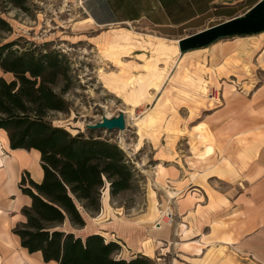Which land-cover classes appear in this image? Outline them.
I'll return each instance as SVG.
<instances>
[{"label":"rangeland","instance_id":"rangeland-1","mask_svg":"<svg viewBox=\"0 0 264 264\" xmlns=\"http://www.w3.org/2000/svg\"><path fill=\"white\" fill-rule=\"evenodd\" d=\"M24 8L0 0L2 16L13 29L7 39L20 38V47L25 41L45 45L60 53L69 67L68 90L63 95L68 111L53 112L49 120L72 135L91 133L117 144L137 173V188L113 200H107L105 186L100 211L92 216L83 213L88 227L131 221L153 230V225L162 220V212L168 211L170 219H163L170 221L172 234L162 250L148 255L153 249L149 241L143 250L145 255L133 254L121 239L113 237L121 248L120 257L130 260L142 255L150 264L225 262L214 252L202 255L198 251L201 245H183L198 240L195 235L203 231L194 230V225L187 223L188 213L178 210L185 207L181 200L191 194L189 183H203L205 175L199 176V171L208 173V168L212 171L222 165L215 152V136L204 122L209 114L206 109L212 112L220 107L226 91L250 92L263 81L264 43L226 58L217 55L223 54L221 49L214 48L193 55L176 54L171 42L144 23L101 26L91 17L85 0H24ZM234 42L223 41L216 48ZM206 68L220 74L215 77ZM121 113L123 131L86 129L103 117L112 119ZM208 146L212 152L201 161L197 154ZM208 183L216 190L230 191L227 184L215 178ZM188 215L192 219L193 214ZM75 233L85 236L82 230ZM232 262L224 264H236Z\"/></svg>","mask_w":264,"mask_h":264},{"label":"crops","instance_id":"crops-1","mask_svg":"<svg viewBox=\"0 0 264 264\" xmlns=\"http://www.w3.org/2000/svg\"><path fill=\"white\" fill-rule=\"evenodd\" d=\"M85 2L89 4L91 17L101 26L144 23L171 42L176 54L178 51L193 55L214 48V51L221 49L223 54L217 55L226 58L229 54L247 53L264 43V0ZM85 19L92 23V19ZM229 40L235 42L216 48L218 43ZM211 71L215 77L220 74ZM0 76H4L1 70ZM206 111L209 114L204 122L215 136V152L222 165L212 171L206 168L208 173L199 171V176L205 175L203 183H189L191 194L181 200L185 207H179L178 211L192 213V219L187 214V223L203 232L195 235L200 237L198 240L183 245L192 248L201 245L198 251L202 255L214 252L225 262L264 264V79L250 92L226 91L221 106ZM202 128L206 129L204 125ZM211 152L212 147L208 146L197 157L206 161ZM24 174L35 183L42 181L40 153L34 149L12 150L6 132L0 130V264H57L44 262L40 252L29 253L13 233L17 225L25 222L21 210L31 202L19 188ZM212 178L227 184L230 191L210 186L208 180ZM163 215L168 216V211ZM168 220L161 229L153 230L131 221H110L94 228L86 224L81 230L85 235L99 234L112 241L113 237L121 239L133 254H144L151 241L153 249L148 254L151 256L171 239Z\"/></svg>","mask_w":264,"mask_h":264},{"label":"trees","instance_id":"trees-1","mask_svg":"<svg viewBox=\"0 0 264 264\" xmlns=\"http://www.w3.org/2000/svg\"><path fill=\"white\" fill-rule=\"evenodd\" d=\"M5 3L25 10L24 0ZM2 13L0 130L6 132L12 150H37L43 171L39 184L27 174L21 178L19 188L31 202L21 210L25 222L13 233L29 253L40 252L44 262L150 264L142 255L121 258L120 246L99 234L75 233L86 226L83 213L100 211L105 186L113 200L137 188V173L117 144L91 133L72 135L52 124L51 113L68 111L63 95L69 67L60 53L45 45L25 41L20 47V38L8 40L13 29Z\"/></svg>","mask_w":264,"mask_h":264},{"label":"water","instance_id":"water-1","mask_svg":"<svg viewBox=\"0 0 264 264\" xmlns=\"http://www.w3.org/2000/svg\"><path fill=\"white\" fill-rule=\"evenodd\" d=\"M87 130H119L123 131L125 129L124 114L121 113L117 117L108 119L103 117L98 123L86 125Z\"/></svg>","mask_w":264,"mask_h":264},{"label":"bare ground","instance_id":"bare-ground-1","mask_svg":"<svg viewBox=\"0 0 264 264\" xmlns=\"http://www.w3.org/2000/svg\"><path fill=\"white\" fill-rule=\"evenodd\" d=\"M163 213L164 212H162V218H161L162 220H160L159 222H157V223H155L153 225V228L154 229H161L162 226L166 224L165 219H163L164 218L163 216H166L167 217V215H163ZM166 219H168V217Z\"/></svg>","mask_w":264,"mask_h":264}]
</instances>
